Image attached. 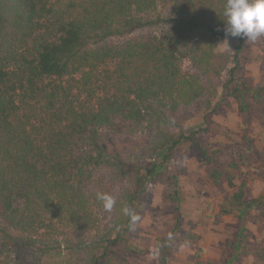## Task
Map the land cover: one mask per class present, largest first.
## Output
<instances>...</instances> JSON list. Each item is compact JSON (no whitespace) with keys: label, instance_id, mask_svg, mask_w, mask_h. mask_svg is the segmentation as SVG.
<instances>
[{"label":"trees","instance_id":"1","mask_svg":"<svg viewBox=\"0 0 264 264\" xmlns=\"http://www.w3.org/2000/svg\"><path fill=\"white\" fill-rule=\"evenodd\" d=\"M160 1L168 8L154 14ZM224 4L0 0V264H126L133 249L129 218L121 208L127 205L142 216L147 178L139 172L140 161L128 168L121 145L108 144L100 130L138 135L154 123L152 147L166 161L192 138L162 126L156 108L210 102L205 95L219 85L232 93L248 89L241 79L248 40L234 38L233 53L217 49L225 37ZM253 43L261 52L258 88L264 92V36ZM183 60L198 72L186 73ZM229 64L228 81L218 84ZM102 167L112 168L114 176L130 174L123 176L110 219L96 199L97 192L109 194L113 186L99 189L103 182L95 170ZM238 167L235 161L228 165L225 179L234 190L219 212L241 208L244 221L250 208L264 212V188L245 199L243 184L233 181ZM222 175L211 167L214 184ZM178 229L175 221L172 238H158V264H169L173 245L196 241L193 233ZM248 236L242 226L232 242L235 255L251 254L253 264H264V243L251 251Z\"/></svg>","mask_w":264,"mask_h":264},{"label":"rangeland","instance_id":"2","mask_svg":"<svg viewBox=\"0 0 264 264\" xmlns=\"http://www.w3.org/2000/svg\"><path fill=\"white\" fill-rule=\"evenodd\" d=\"M156 8L154 14L165 12L168 7L160 1ZM224 40L225 37L219 39L217 49L233 53L236 40L229 39L228 43ZM245 54L247 60L241 79L249 86L247 90L232 93L219 85L213 94L205 95L210 102L198 100L175 108H156L164 120L162 126L172 133L189 134L192 138L173 149L166 161L156 155L152 147L154 123L138 135L114 136L105 129L100 130L108 144L118 142L121 145L128 168L135 167L134 160L140 161L139 172L147 178L142 216L128 237L133 252L126 254V264H158V256L154 254L157 240L169 236L175 221H178L180 233L191 232L196 241L173 245L169 264H196L198 260L222 263L227 259L231 260L230 264H253L251 254L235 255L232 242L244 226L249 231V249L260 248L264 243V212L250 208L244 221L239 216L241 208L234 209L231 214L219 212L221 203L234 190L225 179L231 162L240 165L232 175L236 186L243 184L245 199L257 197L264 188V92L258 88L262 75L261 52L253 42L247 41ZM229 66L222 71L218 84L228 81ZM181 67L186 73L198 72L188 60H183ZM201 77L206 81L204 75ZM212 166L219 167L223 174L218 184L209 178ZM150 169L156 172L155 176ZM95 172L103 182L99 189L107 191L113 185L109 194L117 200L121 194L120 185L130 174L122 173L121 176L118 171V176H114L112 168L103 167ZM112 216L110 212L108 218Z\"/></svg>","mask_w":264,"mask_h":264},{"label":"clouds","instance_id":"3","mask_svg":"<svg viewBox=\"0 0 264 264\" xmlns=\"http://www.w3.org/2000/svg\"><path fill=\"white\" fill-rule=\"evenodd\" d=\"M222 15L224 41L227 43L234 38L255 42L264 36V0H225ZM96 199L102 203L106 212H111L116 205L115 198L105 192H97ZM121 212L129 218V227L134 230L140 220L139 214L127 205L121 208ZM154 254L159 255V246L154 249Z\"/></svg>","mask_w":264,"mask_h":264}]
</instances>
